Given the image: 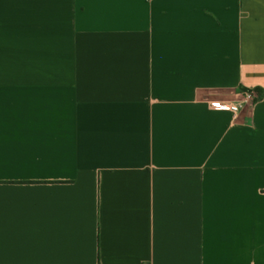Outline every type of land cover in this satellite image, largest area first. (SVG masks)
<instances>
[{"label": "crops", "instance_id": "0c3cea01", "mask_svg": "<svg viewBox=\"0 0 264 264\" xmlns=\"http://www.w3.org/2000/svg\"><path fill=\"white\" fill-rule=\"evenodd\" d=\"M0 264H264V0H0Z\"/></svg>", "mask_w": 264, "mask_h": 264}, {"label": "built area", "instance_id": "2783aa9c", "mask_svg": "<svg viewBox=\"0 0 264 264\" xmlns=\"http://www.w3.org/2000/svg\"><path fill=\"white\" fill-rule=\"evenodd\" d=\"M214 110H226L231 111L234 115H238L241 111V106L237 104H230L227 102H215L212 104Z\"/></svg>", "mask_w": 264, "mask_h": 264}]
</instances>
